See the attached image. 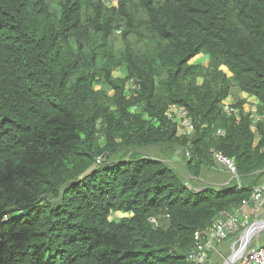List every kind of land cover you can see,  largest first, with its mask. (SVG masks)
Wrapping results in <instances>:
<instances>
[{"label":"trees","instance_id":"trees-1","mask_svg":"<svg viewBox=\"0 0 264 264\" xmlns=\"http://www.w3.org/2000/svg\"><path fill=\"white\" fill-rule=\"evenodd\" d=\"M109 1L0 0V264H197L264 183V0Z\"/></svg>","mask_w":264,"mask_h":264},{"label":"built area","instance_id":"built-area-1","mask_svg":"<svg viewBox=\"0 0 264 264\" xmlns=\"http://www.w3.org/2000/svg\"><path fill=\"white\" fill-rule=\"evenodd\" d=\"M225 109L227 111L230 110L228 106H226ZM166 114L168 116L180 114L181 117L183 115V120H185L184 122L188 123L187 119L189 118L187 117V112L182 109L171 108L166 112ZM188 126H191L192 128L190 119ZM215 157L226 165L232 176L237 177L236 164L232 158H227L220 152H217ZM250 200L251 204L244 203L242 206L236 208L226 218L218 217L207 230L196 231V249L189 252L188 260L197 264H204L206 254L205 250L201 247L202 240H205V246L207 248H213L214 244L216 245V243L222 242L227 238L229 233L239 229L240 226H243L244 231H246V228L250 223V214L254 213L258 215L262 211L261 205L264 201V183L254 186ZM234 264H264V246H247Z\"/></svg>","mask_w":264,"mask_h":264},{"label":"rangeland","instance_id":"rangeland-1","mask_svg":"<svg viewBox=\"0 0 264 264\" xmlns=\"http://www.w3.org/2000/svg\"><path fill=\"white\" fill-rule=\"evenodd\" d=\"M109 2H115V0H110ZM120 42V41H119ZM96 88L99 87V85H95ZM181 117L180 114L176 116V120H179ZM184 118H181L179 121L180 125L183 128H180L179 134H181L183 131L191 132L192 128L191 126H188L189 119H187L188 123H185L183 120ZM144 152L146 156L153 155V156H160V152L157 150L156 147H149ZM177 153H179V150H177ZM166 162L173 165L175 168H179L182 166L181 164V155L177 154L174 155L171 159H165ZM262 211L257 215L254 213L250 214V223L249 226L246 228L247 232L251 228L255 227V229L248 235L245 245L247 246H263L264 245V201L261 205ZM124 215H127V213L124 212H112L110 215V218L113 220H118L119 218L123 217ZM244 230V229H243ZM243 230L235 235L230 234V236L223 240L220 244L214 246V254L209 260V264H226L229 262L230 259L237 257V255L240 252V248L243 245Z\"/></svg>","mask_w":264,"mask_h":264},{"label":"water","instance_id":"water-1","mask_svg":"<svg viewBox=\"0 0 264 264\" xmlns=\"http://www.w3.org/2000/svg\"><path fill=\"white\" fill-rule=\"evenodd\" d=\"M243 233L245 234V231L243 230ZM246 249V245H245V242L244 244L242 245V247L240 248V252L239 254L237 255V257H234L232 259L229 260L228 263L226 264H234V262L238 259V257L242 254V252H244V250Z\"/></svg>","mask_w":264,"mask_h":264},{"label":"bare ground","instance_id":"bare-ground-1","mask_svg":"<svg viewBox=\"0 0 264 264\" xmlns=\"http://www.w3.org/2000/svg\"><path fill=\"white\" fill-rule=\"evenodd\" d=\"M255 229V227L251 228L250 230H248L247 232H245L244 236H243V244L244 242H246V239L248 237V235Z\"/></svg>","mask_w":264,"mask_h":264},{"label":"crops","instance_id":"crops-1","mask_svg":"<svg viewBox=\"0 0 264 264\" xmlns=\"http://www.w3.org/2000/svg\"><path fill=\"white\" fill-rule=\"evenodd\" d=\"M231 179V177L229 178L228 176H227V178L224 180V182L222 181L223 180V177L221 178V177H219V181H220V184H225V183H228V181ZM219 182H217V184H218Z\"/></svg>","mask_w":264,"mask_h":264}]
</instances>
